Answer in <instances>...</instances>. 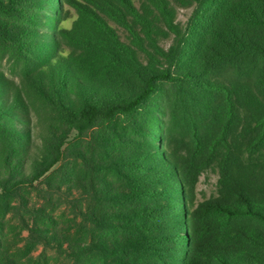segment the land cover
I'll return each instance as SVG.
<instances>
[{
    "label": "trees",
    "instance_id": "trees-1",
    "mask_svg": "<svg viewBox=\"0 0 264 264\" xmlns=\"http://www.w3.org/2000/svg\"><path fill=\"white\" fill-rule=\"evenodd\" d=\"M33 1L0 0V38L35 58L27 31L1 21L23 20ZM189 2L212 5L207 11L214 15L195 12L184 39L169 0L61 1L76 19L69 28L57 23V37L76 51L57 47L36 83L58 121L77 136L117 120L150 136L159 114L178 112L190 137L142 156L108 155L109 138L101 157L74 156L80 179L71 183L65 172L61 185H51L45 181L52 168L67 157V133L45 141L26 175L27 135L18 131L20 119L2 109L8 101L2 90L0 137L10 147L0 162L10 178L0 169V264H264V0L182 5ZM199 18L203 25H196ZM158 25L175 35L167 52L158 45ZM208 169L217 172L215 195L196 202L198 178ZM65 184L79 187L80 196L61 189ZM30 189L49 211L25 200ZM12 222L27 232L15 242L8 236ZM38 247L43 252L33 256Z\"/></svg>",
    "mask_w": 264,
    "mask_h": 264
},
{
    "label": "rangeland",
    "instance_id": "rangeland-1",
    "mask_svg": "<svg viewBox=\"0 0 264 264\" xmlns=\"http://www.w3.org/2000/svg\"><path fill=\"white\" fill-rule=\"evenodd\" d=\"M62 0H34L32 5L26 10L23 20H17V17L7 18L1 17L3 25L11 28V23L17 22L18 27L27 31L25 38L28 43L35 47L36 56L33 58L26 54L16 52V47L10 45L0 38V97H3L2 90L5 91L8 101L1 104L5 113L18 117L20 123L18 124V131L27 135L28 155L29 158L23 161L22 172L26 175L31 174V157L38 154L39 150H43L45 141L51 136H58L61 133H67L66 147L68 148L67 157L61 163L55 165L51 172L53 174L45 183L51 185L62 184L63 175L68 173L67 178L71 183L80 179L81 172L79 169L73 170V161L76 154L89 153L101 157L105 150V145L108 139H111V146L107 147L108 155H119L131 150L138 156L146 155L151 150L155 152L164 149L168 143L173 146L178 145L179 140H187L190 137L189 128L185 124L178 112L166 113L165 111L158 115V123L155 129L151 130L149 135L141 136L129 128H124L121 121L106 123V128L99 126H90L81 136H77V132L65 127L56 114L48 107V105L40 98L36 91L40 73V68L46 63L49 56L53 55L57 50L63 52L76 51L71 45L66 43L63 39L57 37L55 25L60 23L62 27L69 28L72 22L76 19L74 10L67 5L61 3ZM136 6H139V0H133ZM187 0H169L170 7L174 10L175 24L177 26L178 38H188V26L192 21L194 13L198 12L203 16H213L212 11H207L211 8H199L197 2H189L188 5L183 6ZM202 18L196 19V25H203ZM110 26L116 31L120 40L125 43H130L128 32L116 22L109 20ZM156 33L160 35L158 40L159 47L167 52L172 45L175 35L167 33V30L162 26L157 27ZM165 33V35H164ZM186 41V40H185ZM193 45V43H191ZM191 45V46H192ZM190 43L186 41V55H189ZM140 59L144 61L145 55L140 53ZM219 78V77H218ZM225 79L224 74L220 79ZM6 84V85H5ZM15 95L16 101L13 102V97L9 93ZM18 105L16 108H10V105ZM149 131L147 130V133ZM152 135V136H151ZM10 147V143L4 138L0 137V159L3 154L2 150ZM148 166H152V162L147 160L145 162ZM0 162L1 174L6 178H10V174L5 171ZM108 178V174L105 175ZM217 172L214 169H208L201 173L195 187L196 202H201L209 197L215 195ZM44 184V182H42ZM70 183V184H71ZM69 184V185H70ZM69 185H62L61 189H71L73 194L78 197L81 190L78 188H71ZM42 186V185H41ZM25 200L29 201L32 206H39L50 210L49 205L44 200L43 196H35L33 189L23 193ZM1 197V190H0ZM53 206L55 204L52 203ZM54 213V210L51 209ZM12 230L8 232L11 242L19 239L15 235L20 233V238L26 236L25 230L21 227L13 228L17 224L12 222ZM20 241V240H19ZM25 241L22 240L19 245L24 246ZM42 247L33 253V256L43 252ZM46 255L50 256L51 252L47 251Z\"/></svg>",
    "mask_w": 264,
    "mask_h": 264
}]
</instances>
